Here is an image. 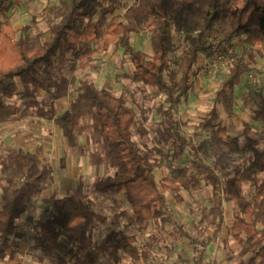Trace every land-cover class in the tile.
<instances>
[{"label":"trees","instance_id":"1","mask_svg":"<svg viewBox=\"0 0 264 264\" xmlns=\"http://www.w3.org/2000/svg\"><path fill=\"white\" fill-rule=\"evenodd\" d=\"M119 5L120 0H59L41 13L46 30L32 23L24 29L26 35L18 38L13 23L4 19L13 0H0V126L20 114V107L12 103L19 98L36 116L51 120L69 147L81 154L90 148L92 163L106 172L91 190L100 195L125 194L133 210L132 222L141 232L157 221L171 223L168 191L181 201L183 189L197 191L204 181L212 188V196L210 206L201 211L200 224L213 233L204 240L194 239V264H204L208 247L224 231L227 203L242 214L231 228L241 249L239 264L264 263V144L250 136L253 125L264 134V99L245 128L249 164H235L242 149L236 139H229L223 125V115L233 114L236 89L250 70L248 58L255 60L264 54V0H137L122 17L109 20ZM214 30L233 49L236 38L241 45L233 53L211 112L196 127L215 150L214 164H208L199 147L184 135L186 124L176 118L175 109L191 87V73L200 55L211 53L205 36ZM145 31L151 35L152 58L132 45V36ZM175 33L183 35L186 46L179 62L181 78L169 81ZM115 39L116 46L130 58L136 80L166 98V105L159 108L162 120L157 128V150L136 145L132 131L136 115L122 97L88 79L62 74L63 64L72 63L73 73L87 69L94 56L108 51ZM73 89L77 96L70 109L56 116V102ZM39 93L47 98L37 100ZM187 150L193 156L192 169L173 170ZM42 154V148H17L0 156V264L17 258L18 239L23 237L19 221L52 177ZM154 166L173 170L164 185L157 181ZM85 197L80 189L63 198L53 196L46 201L43 218H28L40 261L100 264L107 255L117 262L122 251L126 257L148 264L149 253L137 245L136 234L123 236L114 245L96 241L104 219Z\"/></svg>","mask_w":264,"mask_h":264},{"label":"rangeland","instance_id":"2","mask_svg":"<svg viewBox=\"0 0 264 264\" xmlns=\"http://www.w3.org/2000/svg\"><path fill=\"white\" fill-rule=\"evenodd\" d=\"M137 0H120V5L114 15L108 17H122L126 11L136 3ZM59 0H13V6L6 18L13 23L18 33V38L24 37L27 32L24 29L32 23L46 30L47 25L41 18L42 11ZM213 33V34H212ZM209 40L219 39L218 51L222 57L220 69L209 75L213 64L211 53L200 55L197 65L191 73V87L187 95L182 98L175 109V116L186 124L183 129L184 135L201 150V156L208 164H214V148L212 144L196 131V127L211 112L216 92L221 86L228 72V65L233 59L234 51L240 50L241 42L236 38L235 48L223 42L219 33L211 32ZM116 39L108 51L94 56V61L87 69L78 68L74 73L71 71L72 63L61 66L62 74L76 80L88 79L99 88L110 89L117 97H122L128 107L135 115L136 122L133 127V140L142 149L157 150L160 147L156 142L157 128L162 120L159 108L166 105L165 96L158 90L149 87L136 80L134 68L130 58L124 51L116 46ZM132 45L139 51L145 53L149 58L153 57L151 35L148 32L134 34ZM183 35L175 33L174 52L171 55L170 69L167 79L180 80L179 62L185 48ZM250 64L249 72L243 76L241 85L236 89V105L231 116L223 115V125L228 130L230 140L236 139L242 149L236 156L235 164L250 163V148L247 147V136L245 134L246 124L251 121L252 114L258 109L264 99V54L258 55L255 60L248 58ZM77 93L73 89L70 95L56 102V116H61L70 109ZM47 98L44 93L37 95V100ZM12 103L20 107V114L10 123L0 126V156L17 148L27 151L43 149L41 156L43 164L52 169V177L44 191L38 195L32 203L31 210L21 217L19 221V233L23 235L20 242V250L29 251L23 255V264H45L40 261L41 252L36 249L31 239L32 223L28 220L32 217L34 221L43 218L47 204L51 197L63 198L73 195L77 190L85 194V201L89 203L104 222L96 233L97 242H105L114 245L123 236L136 234L137 245L149 253L148 264H194V250L196 244L194 239L200 241L211 236L212 230H204L201 227V211L210 206L212 188L204 181L200 189L191 191L183 189L181 201L176 198L172 191H168V215L171 223L157 221L147 230L139 231L132 222L133 210L128 203L125 194L100 195L91 190L97 178L105 175L104 167L97 168L89 157L90 148L86 147V154H81L77 149L68 145L64 137L51 120L36 116L24 105V101L15 98ZM250 136L260 144H264V134L261 128L253 125ZM84 144V139H81ZM156 159L161 161V157ZM193 156L190 150L184 154L181 163H175L173 170L178 168L192 169ZM173 170L166 167L154 166V173L160 185L172 175ZM249 190V189H247ZM2 203V192L0 190V207ZM242 217L231 203L226 204V227L220 234L216 243L208 247L204 264H239L241 260L240 246L231 235V228L237 220ZM192 236L188 239L179 230ZM24 254V253H23ZM22 256V255H21ZM17 260L3 264H18ZM71 264H74L71 263ZM100 264H144L142 261H134L126 257L120 251L119 261L111 260L104 256ZM259 264H264L260 262Z\"/></svg>","mask_w":264,"mask_h":264},{"label":"built area","instance_id":"3","mask_svg":"<svg viewBox=\"0 0 264 264\" xmlns=\"http://www.w3.org/2000/svg\"><path fill=\"white\" fill-rule=\"evenodd\" d=\"M213 32V31H212ZM218 31L214 30V33H217ZM211 33V32H210ZM208 33L206 36H205V40L207 41V43L211 46V52H212V57H213V64H212V67H211V70H209V75H212V74H215L219 69H220V63L222 62V57L218 51V48H219V39H212V40H209L208 36H210ZM213 34V33H212ZM219 37L220 34H219ZM226 65H229V64H226ZM24 260H22V262L18 263V264H23Z\"/></svg>","mask_w":264,"mask_h":264},{"label":"crops","instance_id":"4","mask_svg":"<svg viewBox=\"0 0 264 264\" xmlns=\"http://www.w3.org/2000/svg\"><path fill=\"white\" fill-rule=\"evenodd\" d=\"M28 251H29V248H28ZM28 251L25 250L24 252H21V250L19 249V254H18L17 258H16L15 260H13V261H17V260L22 261V260L24 259L23 255L27 254ZM23 253H24V254H23ZM21 255H22V256H21ZM205 257H206V256H205ZM13 261H9L8 263L13 262Z\"/></svg>","mask_w":264,"mask_h":264}]
</instances>
